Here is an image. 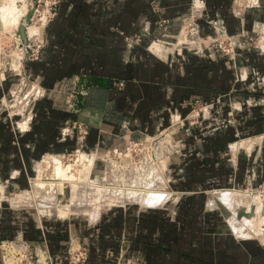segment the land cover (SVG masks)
Wrapping results in <instances>:
<instances>
[{
  "label": "crops",
  "instance_id": "0c3cea01",
  "mask_svg": "<svg viewBox=\"0 0 264 264\" xmlns=\"http://www.w3.org/2000/svg\"><path fill=\"white\" fill-rule=\"evenodd\" d=\"M201 1L206 34L213 32L210 20L223 18L229 33L243 36L237 60L215 47L203 54L183 47L173 54V44L164 43L158 54L149 46L158 35V17L171 20L173 35L196 0H60L41 32L28 31L43 34L45 42L40 57L24 63V72L45 96L35 102L29 130H17L0 115V181L9 191L29 186L45 154L79 146L124 148L130 138L172 128L197 100L213 108L193 125L181 123L186 133L179 139V160L172 161L170 187L165 180V204L131 202L101 208L96 216L85 211L88 222L39 224L4 202L0 242L21 234L30 243H46L58 264H67L75 237L89 248L88 264H264V199L242 192L264 184V0ZM11 87L10 78L0 76V103ZM79 124L85 126V145L79 143ZM64 128L70 130L65 136ZM45 162L36 204L48 211L70 207L71 197L69 204L59 202L64 184L56 208L46 207L43 194L55 187L41 185L55 180L61 161L47 156ZM241 211L246 214L239 218Z\"/></svg>",
  "mask_w": 264,
  "mask_h": 264
},
{
  "label": "rangeland",
  "instance_id": "374dc122",
  "mask_svg": "<svg viewBox=\"0 0 264 264\" xmlns=\"http://www.w3.org/2000/svg\"><path fill=\"white\" fill-rule=\"evenodd\" d=\"M239 4H240L239 6L240 10H242L244 8L243 7L244 2H241ZM11 7L14 8L12 9ZM45 7H46V0H16V1L0 0V55L1 56L7 54L9 61H11L10 58L11 50L12 51L15 50L16 45L21 43V40H23L22 37H24L23 35L22 36L20 35L19 28L21 29L22 24L24 23L25 19L28 16L30 17L29 22L26 25V27H28V31L32 34H35V32L37 33L41 32L40 31L42 30L41 24L40 25L35 24L39 12L37 14H35L34 12L36 11L37 8H40V11H42V9ZM205 7H206L205 1L203 2L201 1V3L194 2L190 7L189 13L184 15V17L181 19L180 30L177 33H174L173 35L168 32V28L171 26V20L163 16L158 17V19L156 20L158 35L151 39L149 46L153 49L157 47L159 50L155 49L156 53L162 54L163 44L172 43L174 50L173 54H177V53L181 54L182 51L179 49L180 46H184L188 44L192 46L191 48H193L194 46L193 43L199 44L198 37H200V41L203 38L205 39L211 38L210 34H206L204 32L203 29L204 27L202 26L199 20V18L202 16L204 12V9H206ZM155 8L158 12L161 10L159 5H156ZM33 17L34 20L31 21V18ZM164 20H167V22L164 23ZM220 20H222L224 22V25L226 26V21L223 18H220ZM196 24L198 25V27H200L199 33L196 30H194L196 29ZM209 24L212 25V21H209ZM165 26H166V30L164 29ZM162 32L164 34L165 33L167 34L163 35ZM138 40L139 37L135 38L134 41H132V43L138 42ZM240 42L241 44H243L244 42L243 36L241 35H240ZM219 43H221L223 46H229V40L225 37V35L221 36V38L219 37ZM22 45L23 44H21V46ZM210 47L211 46H209L208 49H210ZM215 48L217 47L215 46ZM217 49L222 52V50L219 47ZM206 51L207 50H205V52ZM28 52L29 53L26 52L27 57L32 53L30 47L28 49ZM13 58L15 59V55H13ZM29 60L30 59L28 57V60L26 61ZM4 69L7 68H0V76L4 78L8 77V79L10 78V81L12 82V87L9 90L8 96L5 99H3L0 103V109H1L0 115H2L3 117H7L10 120L12 127L16 128L17 130L19 131L29 130L34 124L36 118L35 110H34L35 104L32 110H12L7 104H9L8 100L11 97V92H13L19 86H21V81H25V83L29 85L27 87V90H29V87L31 85H36L37 87H40V85L36 81L30 79L25 74V72H21V70L24 71V67H22L21 69V67L19 66V68H15V71H11L9 69L4 70ZM23 76L24 78H22ZM222 102L223 101H221V103ZM208 112L209 110H207L205 113ZM194 114L195 112L193 113L192 116V113H190L189 117L186 119L189 124L192 121L196 122L198 118L201 120V117L203 115L202 112L200 113L201 116L198 117L194 116ZM177 122L181 124L180 121ZM174 123L175 125H173L172 128L171 127L166 128L164 130L159 131L156 134L146 135L141 138H130L127 141L124 148L114 147L101 151L99 148H93V150L92 149L90 150L85 148V146L84 147L79 146L78 148H76L75 150H71L70 152H65L61 154H53V153L45 154L44 156H42L40 162H37L35 164L33 169L34 174L29 179L28 187L9 191L7 190L6 182L0 181V206H2L4 202H6L14 209L26 210L30 216H33L34 219L37 222H39V224H41V222H43L44 220H51V221L85 220L87 222L90 221L88 219V216H85V213H83L88 210L76 211L71 209V207H65L61 213H65V214L68 213V214L59 215L60 213L59 210L55 209L57 212L54 210L48 211L47 209L38 207V205L36 204L37 202L41 203V200L36 201L35 199V194L37 192V189L40 187L37 180L39 177V169L41 168L43 169L46 167L45 158L51 155L60 158L61 162L59 163L58 168L56 170L57 177L55 178V180L48 179L46 180L47 182L41 185L42 188L46 189L50 187V183H52L54 185L53 187H55L52 193L43 194V198L46 200V204H47L46 207L48 208H51V206L53 208H56V205L54 204V202L58 201L56 199L57 198L56 193L60 190V188L62 187L61 185L63 184H64L63 185L64 191L63 193L61 194L59 193L58 195L60 204H66L69 201L70 197L72 202L74 200L79 204L80 202L87 201L89 197L90 199H92V195L94 194L88 196L90 190H86L85 194L83 195L81 188H79V190L76 188L78 187L76 185L84 186L82 184H79L80 182H84L86 184L88 183L94 184V186L96 185V188H104L112 193L116 190L120 191L118 189L119 187H125L126 188L125 190L127 191H133L139 188L142 189L145 188L147 189L145 191H147L148 193H153V190H156V192L159 190V191H163V193L161 194H166L165 193L166 187H164V183H163L164 180H162L161 178H157V180L151 178H153V175L158 174L161 171L163 172L162 166L165 165V177L167 178V185L168 187H170L171 165L173 164L172 161L179 160L178 159L179 148H180V145H178L179 139L183 137L182 134L186 133L183 131L185 130V128H182V126L179 125V123L176 122ZM183 123H185V121H183ZM78 126H79V141H80L79 143L85 145L84 140L86 138V133L84 134L83 131L85 130V126L82 124L77 125V127ZM63 135L65 136L64 133ZM166 135H168V137H165ZM146 138L148 139L146 140ZM168 138H169V142L167 141L168 143H164L165 140H168ZM130 140L141 141L143 142V145H138L136 148H132L130 152L132 153L131 154L132 159L129 161L128 159H126V161H123V159L125 158L124 155L127 154L128 151L127 148L130 146L129 145ZM83 156H85L84 157L85 160L81 162V157ZM162 161H164V165H162L163 163ZM84 162L85 164H83ZM154 168L156 169V172L153 171ZM83 178L86 179L89 178V180H85ZM255 188L258 187H254V189ZM76 189H77L76 192H79L77 195H75ZM244 189L246 188H243V190ZM143 195L145 196L146 194ZM111 196L113 198V195ZM112 198H109L108 202L106 201V202L92 203L90 208L101 209L104 206L108 205L112 201ZM117 205H123V204H113L112 206L109 205L108 208ZM245 214H246L245 212L241 211L239 215L240 217H242ZM259 225H260V218L257 220L255 224L256 226L255 229H257ZM252 235L259 240V236H256L254 233ZM45 240L48 241L47 238ZM71 240H73L74 243H77V245L81 243L83 246H85L88 249L89 252V248L85 244H83L80 240H78L76 237L72 238ZM11 242H13L12 243L13 245L6 243V245L3 246L4 249L3 248L1 249L2 264H44L45 263V258L40 252V249L48 248L46 246V243L42 244L40 242H34V243L27 242L26 240L23 239V236L21 234H18L15 237V239H13ZM23 244L28 245L27 257H21L20 254V252H22L20 246ZM57 258L59 259V257ZM38 259L39 261H37ZM86 264H88V260Z\"/></svg>",
  "mask_w": 264,
  "mask_h": 264
},
{
  "label": "built area",
  "instance_id": "2783aa9c",
  "mask_svg": "<svg viewBox=\"0 0 264 264\" xmlns=\"http://www.w3.org/2000/svg\"><path fill=\"white\" fill-rule=\"evenodd\" d=\"M196 1L198 2L199 0H196ZM35 2H37V1H35ZM59 3H60V0H46V7L43 8L42 11H40V8H37L36 11L34 12L35 14H37L39 12L35 24L36 25L37 24L38 25L44 24V28H45V26L55 17L56 11H57V6ZM33 20H34V17L31 18V21H33ZM210 21H212L211 27L213 28V32L210 34L211 38H207V39L203 38L200 41V37H198L199 38V44L193 43L194 44L193 48H191L192 46L187 44L184 46H180L179 49L181 50L183 47H187V48L195 51L196 53L203 54V53H205V50H207L209 48V46H211V47L216 46L217 48L219 47L222 50V52L225 55H227L231 60H233V61L237 60V57L240 55L238 48H240L242 46V44L240 42V35L229 33L227 27L224 25V22L220 19L210 20ZM166 22H167V20H164V23H166ZM164 29L166 30V26ZM194 30H196L199 33L200 27H198V25L196 24V29H194ZM19 31H20V35L22 36L20 28H19ZM166 34L167 33H165V34L163 33V35H166ZM223 35H225V37L229 40V46H223L221 43H219V37L221 38V36H223ZM22 39L23 40H21V43L16 45V49L13 51L11 50V53H10L11 61H9L7 54L6 55L4 54L2 56L0 55V68H7L11 71H15V68H19V66L22 69L26 60H28V57L30 60H37L40 57L41 49L43 48V45L45 42L43 34L40 37H32L29 35L28 27H26L25 38L22 37ZM21 44H23V45L21 46ZM29 47H30L32 53L30 55H28V57H27L26 52L29 53L28 52ZM13 55H15V59L13 58ZM7 69H4V70H7ZM21 72H24V71L21 70ZM22 78H24V76ZM123 84L124 83L122 81L118 83L119 86H123ZM28 86L29 85L27 83H25V81H21V86H19L17 89H15L13 92H11V97L8 100L9 104H7V105L12 110H32L36 100L39 99V97L45 96V91L42 89L41 86L37 87L36 85H31L29 87V90H27ZM212 108H213V104H203L202 102L197 100L195 102V107L193 108L191 113L193 116V113L195 112L194 116L198 117V116H201L200 113L202 112L203 113L202 117L204 118L208 114L205 112L207 110L212 109ZM189 115L186 116L185 118L184 117L182 118L181 116H177L175 119V122L179 123L177 121H180L181 123H183V121H185L189 117ZM196 122L192 121L190 124L193 125ZM179 125L183 126L180 123H179ZM83 131L85 134L86 131L85 130H83ZM63 133L65 135H67L70 133V130L68 128H64ZM147 139L148 138H146V140ZM240 144H243V142L241 141ZM129 145L130 146L127 148L128 151H127V154L124 155L125 158L123 159V161H126V159H128V161L131 160L132 159V157H131L132 153H130L131 149L136 148L138 145H143V142L136 141V140H130ZM56 156H58V155H56ZM58 159H60V158H58ZM242 191L252 192L254 197H259V198L262 197L261 199H264V184L258 188H255V189L254 188H246ZM12 240L13 239L2 240L0 242L1 249L3 248V246L6 245V243L12 244L13 243V242H11ZM20 248L22 251V252H20L21 257H27L28 256V253H27L28 245L23 244L20 246ZM2 252H3V250H2ZM40 252L42 253L43 257L45 258L44 264H58V258H57L58 256H55L54 254H52L48 248H45V249L41 248ZM66 255H67V264H86V262L89 258L88 249L85 246H83L81 243H79L77 245V243H74L73 240H70V242H69V245H68L67 250H66ZM37 261H39V259Z\"/></svg>",
  "mask_w": 264,
  "mask_h": 264
},
{
  "label": "bare ground",
  "instance_id": "6f19581e",
  "mask_svg": "<svg viewBox=\"0 0 264 264\" xmlns=\"http://www.w3.org/2000/svg\"><path fill=\"white\" fill-rule=\"evenodd\" d=\"M11 1H16V0H11ZM11 8L13 9L14 7H11ZM35 33H37V32H35ZM81 161H83V160H81ZM83 164H85V162ZM162 170H163V172L161 171L158 174L153 175V178H151V179L157 180V178H161L162 180H164L163 181L164 187H166V182H165L166 177H165L164 167L162 168ZM153 171L156 172V169L154 168ZM83 179L89 180V178H87V179L83 178ZM79 184L84 185V186L76 185V186H78V187H76L78 190H79V188H81V191H82L83 195L85 194L86 190H90V192L88 193V196H90L91 194H94V195H92V199H90V197H89V199L87 201L80 202V204L73 200V202H71L69 206L71 207V209L76 210V211L91 210V213L93 214V216L97 215L99 209H91L90 206L92 205V203H95V202H106V201L108 202L109 198H112L111 195H113L112 201L108 205L104 206L103 207L104 209L107 208L109 205L112 206L113 204H125V203H129V202H135V203L141 204L143 206H153V205H156V204H165L170 198L169 193L161 194V193H163V191H159V190L157 192H156V190H153V193H148L147 191H145L147 189L139 188V189L133 190L134 191L133 192V191L125 190L126 189L125 187H119V188L117 187L120 191L116 190V191H114L112 193V192H110V191H108V190H106L104 188H96V185L94 186V184H90V183L86 184L84 182H80ZM97 187H99V186H97ZM77 189L75 190V192L77 191ZM150 192H152V191H150ZM78 193L79 192H76L75 195H77ZM143 194H146V195L144 196ZM218 194H220V193H218ZM101 200H103V201H101ZM252 202H253V200H252ZM59 210H60L59 214H61L63 209L61 208ZM52 211H53V209H52ZM54 211H56V210H54ZM62 215H66V214L62 213ZM246 216H248V214ZM239 218H240V216H239Z\"/></svg>",
  "mask_w": 264,
  "mask_h": 264
},
{
  "label": "water",
  "instance_id": "95a60500",
  "mask_svg": "<svg viewBox=\"0 0 264 264\" xmlns=\"http://www.w3.org/2000/svg\"><path fill=\"white\" fill-rule=\"evenodd\" d=\"M29 16L25 19V21H24V23L22 24V26H21V33H22V35L24 36V38H25V29H26V25L28 24V22H29Z\"/></svg>",
  "mask_w": 264,
  "mask_h": 264
}]
</instances>
